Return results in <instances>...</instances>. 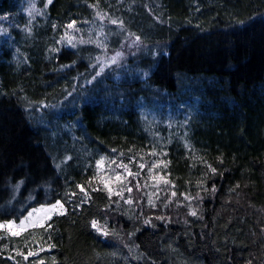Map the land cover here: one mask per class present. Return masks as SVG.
<instances>
[{
	"label": "trees",
	"instance_id": "1",
	"mask_svg": "<svg viewBox=\"0 0 264 264\" xmlns=\"http://www.w3.org/2000/svg\"><path fill=\"white\" fill-rule=\"evenodd\" d=\"M26 1L0 0V221L66 210L1 231L0 264H264V0H39L34 19ZM96 11L114 47L143 46L144 79L81 86L97 48L61 38ZM102 158L140 201L96 182Z\"/></svg>",
	"mask_w": 264,
	"mask_h": 264
},
{
	"label": "rangeland",
	"instance_id": "2",
	"mask_svg": "<svg viewBox=\"0 0 264 264\" xmlns=\"http://www.w3.org/2000/svg\"><path fill=\"white\" fill-rule=\"evenodd\" d=\"M26 4L27 6L23 11L29 18L34 19L40 15L43 8L38 5L39 0H27ZM106 19V15L96 11L92 19L84 23L82 29L77 25H73L72 28L68 27L64 36L61 38V43L72 48L83 44H90L97 48L93 63L95 71L93 74L94 76L88 81L83 82L81 86L93 82V79H100L102 83L106 81L108 84L112 82L117 86L122 80L129 76H135L136 73L142 74V79L148 74L147 70L134 68L129 62L143 46L135 38L128 37V39L120 41L118 43L119 45L114 47L108 42L109 35L108 32L105 31L107 26ZM6 20V18L0 19V38L6 35L7 26L2 24L3 22H7ZM97 73H99V75H97ZM183 112L184 114L188 113V111ZM154 119L164 123H171L172 120H174L169 115L162 117L158 113L154 114ZM96 165L98 167V180L96 181L98 184H101L104 188L108 189V191L111 190L109 192L118 197V200H125L127 202L140 201L143 189L141 188V182L139 181L137 173L134 171L131 172L132 168L130 166L127 164L112 163L111 160L106 158L98 160ZM117 176L120 177L119 180L116 179ZM149 176L151 179L147 185V193L151 196L153 188H159L158 184L163 185L165 182L158 180V178H160L159 175L154 176L150 174ZM162 185L161 188L163 187ZM129 189H131V191H129ZM158 190L159 189H157V191ZM53 205L58 206L53 208ZM34 209L35 211L33 212ZM65 210L64 204L60 201L48 205L32 207L19 221H14L15 223L12 225L11 231L7 227L8 221H0V223L5 224L4 228H0V232L5 231L8 234L18 235L28 228L45 224L52 216L61 214L65 212ZM29 212H33V215L31 218L26 219ZM22 220L24 221L23 227L20 225V221ZM96 225L99 231L105 232L103 225L97 223Z\"/></svg>",
	"mask_w": 264,
	"mask_h": 264
},
{
	"label": "snow or ice",
	"instance_id": "3",
	"mask_svg": "<svg viewBox=\"0 0 264 264\" xmlns=\"http://www.w3.org/2000/svg\"><path fill=\"white\" fill-rule=\"evenodd\" d=\"M49 2H50V0H49ZM0 19H2V18H0ZM68 27H69V28H72L73 25H72V24H69ZM101 70H103V69H101ZM97 75H99V73H97ZM141 167H143V165H141ZM116 179L119 180L120 177L117 176ZM109 191H111V190H109ZM129 191H131V189H129ZM173 195H175V193H173ZM57 206H58V205H53L52 207L55 208V207H57ZM34 211H35V209L33 210V212H34ZM33 212H29V213H28V217H27L26 219L31 218V216L33 215ZM192 215H195V213L193 212ZM157 219H163V218H162V217H157ZM14 223H15L14 221H8V222H7V227L9 228L10 231L12 230V225H13ZM20 225H21V227L24 226V221H23V220L20 221ZM4 227H5V224L0 223V228H4ZM92 227H93L94 230H96V231L98 232L99 235H101V236H106V235H107V233H105V232H101V231H99V229H97L96 221H92ZM14 234H15V233H14ZM28 256H38V253H36V252H29V253H28ZM25 259H27V257H25ZM39 264H43V261H42V260L39 261Z\"/></svg>",
	"mask_w": 264,
	"mask_h": 264
}]
</instances>
